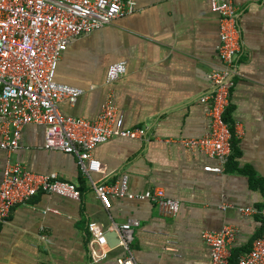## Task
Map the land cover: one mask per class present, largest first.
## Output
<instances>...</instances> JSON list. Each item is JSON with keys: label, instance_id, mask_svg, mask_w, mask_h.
<instances>
[{"label": "crops", "instance_id": "0c3cea01", "mask_svg": "<svg viewBox=\"0 0 264 264\" xmlns=\"http://www.w3.org/2000/svg\"><path fill=\"white\" fill-rule=\"evenodd\" d=\"M135 1V12L69 43L55 79L84 92L75 104L63 101L60 108L66 115L95 119L111 94L119 125L145 128L147 136H115L94 150L108 164V181L128 174L134 193L163 187L180 201L178 214L166 215L150 200L128 197H113L106 208L77 157L45 149V127L28 124L20 149H0V185L9 159L36 172H56L75 182L82 196L40 193L15 206L0 227V264H118L128 251L111 228L130 218L141 222L129 246L141 264H212L204 231L235 226L231 258L249 250L262 233L264 219L238 208L264 206V0H234L242 49L226 111L235 132L232 154L222 172L206 171L218 161L180 142L208 132L207 104L200 98L212 88L210 73L222 67L219 14L210 0ZM121 61L127 72L107 82L109 66ZM90 223L108 230L112 251L100 261L91 255Z\"/></svg>", "mask_w": 264, "mask_h": 264}, {"label": "built area", "instance_id": "2783aa9c", "mask_svg": "<svg viewBox=\"0 0 264 264\" xmlns=\"http://www.w3.org/2000/svg\"><path fill=\"white\" fill-rule=\"evenodd\" d=\"M210 4L220 16L218 54L222 67L210 73L212 88L200 98L207 104L209 128L203 136L185 137L180 142L218 161L215 166H205L206 171L222 172L232 154L234 134L226 120V111L235 84L233 77L242 36L234 0H210ZM135 10V0H0V149L15 152L22 146V130L26 125H43V147L75 155L82 174L90 179L106 208L112 206L113 197H128L150 200L164 214L176 216L181 203L169 197L163 187L134 193L128 174L108 181V164L94 155L98 146L108 144L115 136L140 139L147 136L145 128L123 129L119 125V111L111 94L95 119L66 115L60 108L63 101L75 104L84 92L83 88L55 79L69 43ZM126 72V62L111 64L107 82L118 80ZM40 193L77 200L82 196L75 182L60 179L56 172H36L8 159L0 185V227L8 221L15 206L28 203ZM238 210L243 215L255 214L264 219V206ZM140 224L139 219L130 218L112 225L111 229L120 234V245L128 251L127 255L117 258L118 264H141L129 252L133 232ZM88 227L92 234L93 259H105L112 251L108 230L98 223H90ZM236 235L237 228L230 224L220 231L203 232L212 264H231V244ZM95 243L101 248L98 252L93 247ZM236 264H264V229L253 240L251 248L239 255Z\"/></svg>", "mask_w": 264, "mask_h": 264}, {"label": "trees", "instance_id": "16d2710c", "mask_svg": "<svg viewBox=\"0 0 264 264\" xmlns=\"http://www.w3.org/2000/svg\"><path fill=\"white\" fill-rule=\"evenodd\" d=\"M226 120L228 121V119L226 118ZM231 125H232V123L230 122V121H228ZM232 131H233V134L235 135V132H234V128H233V125H232ZM234 135H233V141H234ZM244 252V251H243ZM242 253V251H237V252H235V253H233L234 254V257H235V259H233V258H231V263H235L236 261H237V259H238V257H239V255Z\"/></svg>", "mask_w": 264, "mask_h": 264}, {"label": "bare ground", "instance_id": "6f19581e", "mask_svg": "<svg viewBox=\"0 0 264 264\" xmlns=\"http://www.w3.org/2000/svg\"><path fill=\"white\" fill-rule=\"evenodd\" d=\"M130 249V248H129Z\"/></svg>", "mask_w": 264, "mask_h": 264}]
</instances>
